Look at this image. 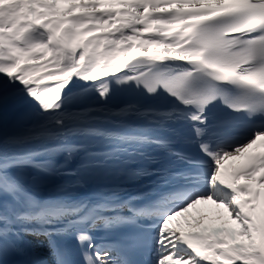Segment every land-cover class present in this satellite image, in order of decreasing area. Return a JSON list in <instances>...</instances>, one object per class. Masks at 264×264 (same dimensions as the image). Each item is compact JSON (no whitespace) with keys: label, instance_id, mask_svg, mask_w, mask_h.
<instances>
[{"label":"snow or ice","instance_id":"obj_1","mask_svg":"<svg viewBox=\"0 0 264 264\" xmlns=\"http://www.w3.org/2000/svg\"><path fill=\"white\" fill-rule=\"evenodd\" d=\"M136 48L143 54L126 59ZM167 62L191 67L153 70ZM81 81L91 83L73 93ZM113 81L163 88L185 109L71 106L93 88L107 100ZM218 97L246 120L211 121ZM10 113L13 130L0 131V264H135L128 256L140 248L153 264H264V0H0V123ZM178 121L191 123L183 142L202 156L174 147ZM239 123L248 131L233 135ZM62 151L84 152L83 169L152 179L124 201L37 200L23 170H57L39 158ZM135 162L146 163L126 167ZM203 202L226 216L177 222ZM99 226L125 230L97 243ZM73 232L78 248L55 239Z\"/></svg>","mask_w":264,"mask_h":264},{"label":"bare ground","instance_id":"obj_2","mask_svg":"<svg viewBox=\"0 0 264 264\" xmlns=\"http://www.w3.org/2000/svg\"><path fill=\"white\" fill-rule=\"evenodd\" d=\"M81 10V9H77ZM151 53H157L158 49L156 46H152L148 49ZM141 49H133L126 59L133 56L142 55ZM6 79V78H5ZM82 82L76 83L72 89L80 87ZM15 120L10 113L7 120L4 123H0V131L10 132L13 130ZM55 147V145H52ZM198 155L203 154L199 152V148H194ZM153 155H164L161 150H158ZM40 160H51L54 165H56L57 170L52 172L43 171L40 169L28 167L22 172V179L26 187L29 189L30 193L36 197L37 200L43 201L47 199H63L68 201H86L90 205H96L97 203H103L106 199L118 197L122 194L130 192L131 186L134 190L139 189L142 186L141 179H130L127 175L120 174L119 169L112 170L111 172H104L96 169H83L82 165L87 162V157L84 152L80 151V155L75 157L73 154L71 157L68 156L67 152H58L52 157H40ZM60 159L61 163L56 164V161ZM238 162L243 159V157L238 158ZM146 162H137V169L144 167ZM134 164V163H132ZM126 166L130 169V166ZM238 164L235 163L233 167ZM72 170H79V176H68L63 175V172H68ZM58 173V175H56ZM81 180L83 183L77 184L76 181ZM71 185V186H70ZM120 189H127V191H121ZM41 192H45V195H41ZM217 213H222L211 202H203L196 208L190 210L185 216L178 217L177 222L186 225L189 220L194 221L196 218L206 215V217L212 218L213 215ZM223 214V213H222ZM225 214V213H224ZM26 242H30L32 246L37 248L46 247V238L37 240L36 242L31 241L28 236L25 238ZM56 239V238H55Z\"/></svg>","mask_w":264,"mask_h":264},{"label":"rangeland","instance_id":"obj_3","mask_svg":"<svg viewBox=\"0 0 264 264\" xmlns=\"http://www.w3.org/2000/svg\"><path fill=\"white\" fill-rule=\"evenodd\" d=\"M222 213H223V212H222ZM222 213H217V214L214 215V216H215V217H216V216H220V215H224V216H226V213H225V214H224V213L222 214ZM192 222H194V221H192ZM185 226H186V225H185Z\"/></svg>","mask_w":264,"mask_h":264}]
</instances>
